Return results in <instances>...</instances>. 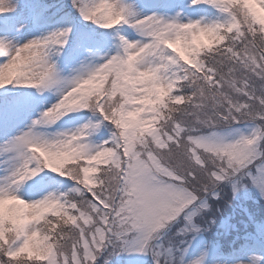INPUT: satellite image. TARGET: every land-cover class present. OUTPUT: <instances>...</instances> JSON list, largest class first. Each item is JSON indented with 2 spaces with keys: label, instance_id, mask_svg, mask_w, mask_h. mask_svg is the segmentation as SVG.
I'll return each instance as SVG.
<instances>
[{
  "label": "snow or ice",
  "instance_id": "snow-or-ice-1",
  "mask_svg": "<svg viewBox=\"0 0 264 264\" xmlns=\"http://www.w3.org/2000/svg\"><path fill=\"white\" fill-rule=\"evenodd\" d=\"M264 0H0V264H264Z\"/></svg>",
  "mask_w": 264,
  "mask_h": 264
},
{
  "label": "rangeland",
  "instance_id": "rangeland-1",
  "mask_svg": "<svg viewBox=\"0 0 264 264\" xmlns=\"http://www.w3.org/2000/svg\"><path fill=\"white\" fill-rule=\"evenodd\" d=\"M247 206L253 212H254V209H255L256 211L254 213H256V214H257V212H261L262 207H264V206H261L259 204H255V203H252V202H249V204ZM257 208H258V210H257ZM114 259L120 261V264H124V261H123L122 258L117 257V258H114Z\"/></svg>",
  "mask_w": 264,
  "mask_h": 264
},
{
  "label": "trees",
  "instance_id": "trees-1",
  "mask_svg": "<svg viewBox=\"0 0 264 264\" xmlns=\"http://www.w3.org/2000/svg\"><path fill=\"white\" fill-rule=\"evenodd\" d=\"M257 210H258V208H257ZM256 210L254 209V212H255ZM260 214V212H257V215H259Z\"/></svg>",
  "mask_w": 264,
  "mask_h": 264
}]
</instances>
